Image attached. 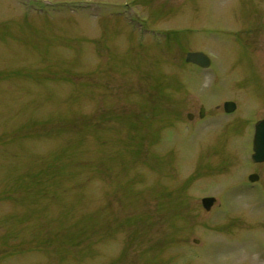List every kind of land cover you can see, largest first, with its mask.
I'll return each mask as SVG.
<instances>
[{"label": "rangeland", "instance_id": "1", "mask_svg": "<svg viewBox=\"0 0 264 264\" xmlns=\"http://www.w3.org/2000/svg\"><path fill=\"white\" fill-rule=\"evenodd\" d=\"M181 2L0 0V264H264V69L185 64Z\"/></svg>", "mask_w": 264, "mask_h": 264}, {"label": "flooded vegetation", "instance_id": "2", "mask_svg": "<svg viewBox=\"0 0 264 264\" xmlns=\"http://www.w3.org/2000/svg\"><path fill=\"white\" fill-rule=\"evenodd\" d=\"M173 1L179 3L181 0ZM181 3L189 4L191 16L195 18L188 14V20L183 22V36L188 46L186 54L196 51L207 54L209 67H232L248 58L250 67L264 69V0H182ZM217 49L219 54L213 51ZM229 55H232L233 60ZM236 58L239 61H235ZM185 64L200 68L191 62ZM200 108L198 117L203 118L205 110L200 117ZM190 115L192 119L194 115ZM257 117L252 121L251 138L255 123L264 119ZM251 155L252 152L248 156ZM250 162L254 169L249 168V174L245 171L246 181L251 174H256L257 180L260 177L262 179L264 161Z\"/></svg>", "mask_w": 264, "mask_h": 264}, {"label": "water", "instance_id": "3", "mask_svg": "<svg viewBox=\"0 0 264 264\" xmlns=\"http://www.w3.org/2000/svg\"><path fill=\"white\" fill-rule=\"evenodd\" d=\"M186 61H192L194 63L200 64L202 66H207L209 64L208 58L200 52L188 53L186 56ZM235 109V103L227 101L224 103V110L231 112ZM190 117V115H189ZM253 151L254 154L252 159L254 161H264V120L258 122L255 126V134L253 139ZM250 181H255L257 176L252 174L249 176ZM215 198L205 197L201 200V205L205 210H209L214 204ZM197 241V240H195Z\"/></svg>", "mask_w": 264, "mask_h": 264}]
</instances>
